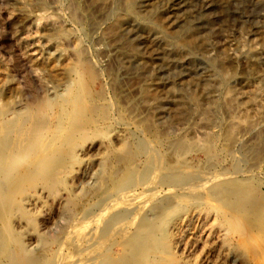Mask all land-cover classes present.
Instances as JSON below:
<instances>
[{
  "label": "rangeland",
  "instance_id": "rangeland-1",
  "mask_svg": "<svg viewBox=\"0 0 264 264\" xmlns=\"http://www.w3.org/2000/svg\"><path fill=\"white\" fill-rule=\"evenodd\" d=\"M138 1L0 0V129L19 135L36 100L49 110L47 129L20 134V155L0 163L12 179L0 174V264L72 261L66 245L84 222L85 248L110 257L98 264H115L132 236L162 247L151 264H264V0H189L172 17L168 0ZM145 147L184 177L123 186L128 168L150 165ZM230 192L235 207L221 199ZM229 206L251 214L211 232Z\"/></svg>",
  "mask_w": 264,
  "mask_h": 264
},
{
  "label": "bare ground",
  "instance_id": "bare-ground-1",
  "mask_svg": "<svg viewBox=\"0 0 264 264\" xmlns=\"http://www.w3.org/2000/svg\"><path fill=\"white\" fill-rule=\"evenodd\" d=\"M140 1V0H139ZM138 1V2H139ZM146 1V0H145ZM151 1V0H149ZM148 2V1H147ZM167 2V8H166V15L167 17L169 16L168 14L171 15L172 17V14L175 13V9L176 7H179V6H183V7H187V4L189 3V0H168L166 1ZM219 2V1H218ZM217 1H215L216 4H218V7H219V3ZM221 2V0H220ZM146 3V2H145ZM222 6V4H221ZM165 7V6H164ZM189 7V5H188ZM186 11V10H185ZM176 15V14H175ZM222 15V14H221ZM188 16V15H187ZM176 18V16H175ZM178 18V17H177ZM227 19V18H226ZM226 21V20H225ZM191 26V25H190ZM190 29V28H189ZM194 38V37H193ZM158 40L160 41V43H164L165 42V39L158 37ZM196 42V41H195ZM192 45V44H191ZM194 46V44H193ZM192 48V50L194 49H197L195 46L194 47H190ZM164 50L166 51L167 54H172L174 51L173 50H168L167 48ZM163 56V55H162ZM161 54L159 52L157 53H154L152 58L153 60L156 59V58H160L162 57ZM164 58V57H163ZM177 59V58H176ZM157 60V59H156ZM164 60V59H163ZM170 64V63H169ZM167 64L165 67L166 69L168 70V65ZM173 64V63H172ZM173 73V72H172ZM71 86V85H70ZM69 86V87H70ZM68 87V86H67ZM36 106H35V109H34V113H32L34 116H33V123L30 124L29 126H27V124H23L22 126V129L19 130V135H18V131H17V135L14 134L15 131L17 130L16 129V126H14L15 124H9V125H5V126H2L3 128L0 129V163L2 162H5L6 159L8 158H12V157H15L16 156L18 157L20 155V149L22 150L21 146H23L22 142L19 140V136L20 134L21 135H26V136H33V135H36L37 133H41L43 131H45L47 129V124H46V121L44 119H46L47 115H48V107L42 102L39 100H36ZM91 107V106H90ZM94 109V108H93ZM85 111V110H84ZM83 111V112H84ZM73 114H70L71 116H73L75 118V115L76 113L75 112H72ZM86 113L88 114L87 115V119L88 121L86 122L87 124L91 125L95 123V120L91 117V113L87 112ZM95 113V111L93 112ZM79 115V114H78ZM81 115V114H80ZM84 115V114H83ZM77 116V115H76ZM28 118V117H27ZM86 119V120H87ZM32 120V119H31ZM26 121V120H25ZM28 121V120H27ZM30 121V120H29ZM27 123V122H26ZM22 125V124H21ZM78 124L76 125V119L74 120V122L71 124L70 126V133H71V136L73 137L74 135L78 134V132H80V128H78ZM85 127V126H84ZM69 132V131H68ZM38 135V134H37ZM25 136V137H26ZM21 137V136H20ZM34 137V136H33ZM37 137V136H36ZM22 139V138H20ZM24 139V137H23ZM22 139V141H23ZM161 141V140H160ZM155 142V141H154ZM148 144V143H147ZM153 145V144H152ZM147 146V145H146ZM151 146V145H150ZM155 147V146H154ZM172 148V146L170 147ZM145 150H147V154H149V164L150 165H147V162L145 164V173H143V171H138L135 166L132 167L131 169L128 168L126 170V173L127 175L125 176V178L123 179V186H127L128 184H132V183H137V184H141L139 182H141V177H145V183H148V181H150L152 178L155 179V176L157 175H161V177H163L162 175L163 174H167V179L170 177V178H176V177H184V173L186 172V168L184 165H178L176 164L172 159V161H169V164H167L166 162H163L162 160V156L161 155H158V154H154L151 152V149H148L145 147ZM159 150V149H158ZM170 150V149H169ZM177 150V149H176ZM156 151V150H154ZM173 151V150H171ZM157 152V151H156ZM176 156L179 155L178 153L179 152H173ZM173 154V155H174ZM22 155V154H21ZM182 156V154H180L178 157ZM171 158V157H170ZM121 159V158H120ZM177 160V159H176ZM130 161V160H129ZM135 161V160H134ZM133 161V162H134ZM146 161V160H145ZM144 161V162H145ZM132 162V161H131ZM172 162V163H171ZM3 165V164H2ZM129 167H131V163H129L128 165ZM128 171V172H127ZM194 172V171H193ZM8 173L10 174L9 172V169L7 167H1L0 168V174L3 176V178L5 177V179L10 182V180H12ZM59 173V172H58ZM162 173V174H161ZM52 175V174H51ZM207 175V174H206ZM209 175V174H208ZM166 176V175H165ZM210 176V175H209ZM27 177V176H26ZM25 177V178H26ZM159 177V176H158ZM190 178V177H189ZM196 178V177H195ZM162 179V178H161ZM211 180V178H209ZM208 179V181H209ZM143 180V179H142ZM158 180V178H157ZM156 180V181H157ZM176 180V179H175ZM174 180V181H175ZM181 180V179H180ZM179 180V182H180ZM3 181V180H2ZM144 181V180H143ZM153 181L152 183H154V180H151ZM155 181V182H156ZM168 181V180H167ZM183 181H186L187 184H185V190H182V192L184 193L185 191H188L189 189L191 190V185L192 184V181H190L189 179H185ZM163 182V181H162ZM177 182V181H176ZM185 182V183H186ZM213 184H214V180L212 181ZM217 182V180H216ZM5 183H7L6 181L4 182L3 185H6ZM144 183V182H143ZM151 183V184H152ZM195 183V182H194ZM12 184V183H11ZM120 184V183H118ZM127 184V185H126ZM136 184V185H137ZM151 184L147 185V186H150ZM155 184V183H154ZM212 184V183H211ZM229 184V183H228ZM13 185V184H12ZM117 185V184H116ZM178 185V184H177ZM182 185V183H181ZM194 185V184H193ZM216 185V184H214ZM219 185V184H218ZM135 186V185H133ZM140 186V185H139ZM143 185H141L140 187H142ZM153 186V185H152ZM183 186V185H182ZM173 187V185H172ZM195 187V186H194ZM197 187V186H196ZM211 187V186H209ZM215 187V186H214ZM218 187V186H217ZM2 188V186H1ZM128 188V187H127ZM133 188V187H132ZM144 189V187H142ZM157 188V187H156ZM161 188V187H160ZM199 188V187H197ZM201 188V187H200ZM16 189V188H15ZM220 189V188H219ZM218 189V190H219ZM189 190V191H190ZM194 190L193 189V192L194 193ZM221 190L224 191V186L221 187ZM229 190V189H228ZM4 191V190H3ZM145 191V190H144ZM199 191V190H198ZM234 191V190H233ZM148 192V191H146ZM217 192V190H216ZM222 193V191H220ZM113 193V192H112ZM109 194V193H108ZM107 194V195H108ZM111 194V193H110ZM223 194V193H222ZM228 196H224L223 199L225 202L227 200L225 199H229V203L231 204H237L238 201H239V197H238V194H234L232 192L230 193H227ZM240 195V194H239ZM2 196V195H1ZM8 196V195H7ZM111 196V195H109ZM4 197H5V194H4ZM2 197L5 200H7V197ZM113 198V196H111ZM234 197V198H233ZM106 198V197H105ZM147 198H150V197H147ZM147 198L145 197L144 198V202L140 205V210L143 208H145L147 205H148V202H147ZM177 198H178V195H177ZM1 199V198H0ZM107 199L108 196H107ZM111 199V198H110ZM220 199V200H221ZM8 200H9V197H8ZM179 200V198H178ZM108 201V200H107ZM213 201V200H212ZM223 202V201H222ZM1 203V202H0ZM5 203V202H4ZM72 203V202H71ZM212 203V202H211ZM224 204V203H223ZM179 205V204H178ZM232 205V207H233ZM152 206V205H151ZM181 206V205H180ZM76 207V206H75ZM175 207V206H174ZM231 209H229V211H226V210H222L221 208H217L216 209V213L218 215H220L219 218H215L213 220V222L211 223V226H210V229H211V232H214L216 229H220V228H224V226H228L229 229H231L232 226H236L239 224V220H240V217H239V214H241L242 216H246L247 214H251L250 213V210L247 209L245 210L244 208H242L241 210L239 209V207L237 208L239 212H235L231 206H229ZM235 207V205H234ZM258 207V206H257ZM260 207V206H259ZM259 207L257 209H259ZM201 208V207H200ZM147 210H148V207H147ZM236 210V209H235ZM1 211V210H0ZM241 211V212H240ZM2 212V211H1ZM10 213V212H9ZM8 213V214H9ZM6 215H7V212H6ZM199 216V215H197ZM248 216V215H247ZM5 217V216H4ZM8 217V216H7ZM201 217V216H200ZM146 218V217H145ZM149 218V217H148ZM96 221V220H95ZM163 222V221H162ZM89 223V222H88ZM88 223L87 226L89 225ZM91 224V223H90ZM84 226H85V222H84ZM83 226V230H80L78 231V228L81 227V223H78L75 230H74V234L72 236V239L71 241L67 240L66 242H68V247H66V250L67 248L70 249V254L68 255L69 257V260H72V261H67V262H64L65 263H68L70 262V264H85V262L91 258V255L94 256V254L96 253H99V255L97 256H94V262H96L97 264L100 262L101 263V260H108L110 259V257H107V256H104L99 250H98V247L96 246V244H92L88 249L85 248L86 246V241L88 240V238H93L90 236L88 232V230L85 229V227ZM90 226V225H89ZM208 226V225H207ZM92 228V227H91ZM90 228V229H91ZM94 228V227H93ZM203 228V227H202ZM97 229V228H96ZM95 229V230H96ZM158 230V229H157ZM194 230V229H193ZM226 231H228V228L225 229ZM93 231V230H92ZM210 232V231H209ZM92 233H95L94 231ZM164 233V232H163ZM167 234V233H166ZM165 234V236H166ZM88 235V236H87ZM169 235V234H168ZM167 235V236H168ZM197 234H195V232H193L191 229L188 233H186V236H187V239L186 241L183 243L184 244V252L186 254H190L191 251L194 249V247L196 246L197 242H198V237L196 236ZM164 236V235H163ZM87 238L85 241L84 239ZM97 238V237H96ZM100 239V238H99ZM102 239V238H101ZM167 239V238H166ZM3 240V239H2ZM97 240V239H96ZM161 241V240H160ZM89 242V241H88ZM106 242V241H105ZM97 243V242H96ZM99 243V242H98ZM117 243V242H116ZM160 243V242H159ZM134 244L135 247L134 249H128V246L129 245H132ZM111 245V244H110ZM165 245V244H163ZM200 245V244H199ZM3 245L1 244L0 247H2ZM109 246V245H108ZM118 246V245H117ZM8 246H3L4 250L7 248ZM63 247V246H62ZM167 247V246H166ZM164 247V248H166ZM103 248V247H102ZM163 248V249H164ZM168 248V247H167ZM171 248V247H170ZM169 248V249H170ZM108 249V248H106ZM119 251L118 253L116 254L115 256V264H151V254H153L152 252L154 253H157V254H162V247L157 243V242H150V241H147L146 239H136V236H132L130 237L126 242H124V244L121 243V247H119ZM9 250H10V247H9ZM62 251V250H61ZM171 251V249H170ZM169 251V252H170ZM67 252V251H66ZM165 254V252L163 253V255ZM13 255V254H11ZM21 255V254H20ZM111 255V254H110ZM172 255V254H171ZM15 256V255H14ZM92 256V258H93ZM171 257V256H169ZM12 258V257H11ZM58 257L52 259L50 261V263L53 261V263H56L58 262ZM16 259V257H15ZM20 259V258H18ZM29 259V258H28ZM32 259V258H31ZM30 259V260H31ZM160 261H163V257H159ZM178 259V258H176ZM35 260V259H34ZM34 260L32 261H24L25 264H36L35 262H33ZM67 260V259H66ZM64 260V261H66ZM166 259H164L165 261ZM169 260V259H168ZM171 260V259H170ZM11 261V260H10ZM15 261H18V260H15ZM21 261V260H20ZM21 261V262H22ZM48 261V260H47ZM40 262V261H39ZM19 263V262H18ZM48 262H46L47 264ZM158 263V261H157ZM176 263V262H175ZM173 263V260L172 262L169 263L168 261V264H175ZM181 263V262H180ZM200 263V262H199ZM17 264V263H16ZM92 264V263H90ZM154 264V263H153ZM184 264V263H182Z\"/></svg>",
  "mask_w": 264,
  "mask_h": 264
}]
</instances>
